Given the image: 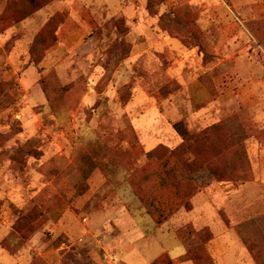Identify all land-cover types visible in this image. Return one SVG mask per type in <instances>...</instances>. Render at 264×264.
I'll list each match as a JSON object with an SVG mask.
<instances>
[{
  "label": "rangeland",
  "instance_id": "obj_1",
  "mask_svg": "<svg viewBox=\"0 0 264 264\" xmlns=\"http://www.w3.org/2000/svg\"><path fill=\"white\" fill-rule=\"evenodd\" d=\"M246 1L247 14L236 0H48L0 36V264H112L124 237L99 217L105 203L138 214L144 230L155 224L166 234L150 229L149 241L173 257L184 251L178 235L190 249L206 228L215 264L264 258V0ZM187 10L196 22L181 23ZM56 13L77 30L37 62L35 36ZM178 123L210 134L199 167L191 154L177 163L191 192L178 198L192 209L157 225L127 178L154 184L160 160L150 154L182 144Z\"/></svg>",
  "mask_w": 264,
  "mask_h": 264
},
{
  "label": "trees",
  "instance_id": "obj_2",
  "mask_svg": "<svg viewBox=\"0 0 264 264\" xmlns=\"http://www.w3.org/2000/svg\"><path fill=\"white\" fill-rule=\"evenodd\" d=\"M49 5L50 2L48 3V0H2L0 4V36L8 34V31L15 29V27L19 26L22 22L34 17L36 14L49 7ZM86 12V10H80L79 15L82 16V18L84 17L83 19L87 21L88 18L84 16ZM184 15L185 16L180 15L182 17L180 20L181 23L187 24V20L189 22L195 20L196 22V14H193L191 17V12L188 13L187 10ZM188 17H190L191 21L188 19ZM72 26H74V28H71ZM77 27L78 24L67 15L56 13L54 16H52L48 23L35 36L32 47L33 53L32 50L31 53L33 56H35L36 61H44L50 55L56 52L58 47L77 30ZM117 45L114 48H109V50L105 52L106 61H111L112 57L116 58V49L123 47L121 41L120 44L118 46ZM199 45L200 44H198V46ZM101 60L102 56H100L96 62V67L98 71H100L99 73H101L102 70L100 65ZM42 81L43 79L40 80L39 83L41 84L40 87L42 93L45 95V97H47L48 103H51L53 99H51L49 96L53 93L50 92V90L44 85V82ZM50 105H52V103ZM52 107H54V105H52ZM58 110L59 109H54V112L57 113ZM174 128L178 135L182 138V144L175 150H169L164 146H160L150 154L151 158L160 160V164L154 172V184H151V186L148 184L147 181L150 178L148 175L144 176L145 180H142L131 171V174L129 175L126 171L122 172L124 175H128V185L131 187V189H133L139 201L146 209L148 215L152 218V220L155 221L157 225L165 224L182 209H185L186 211H190L192 209L191 205L187 202L188 200H182V198H178L181 195L188 197L191 195V192H188L187 187L183 185L184 182H182L181 176L179 174L180 166L177 165V163H180L181 159L184 158L186 154H191L195 155L196 158L194 163L189 164V167L196 165L199 167L202 145L208 140L210 134L209 129L204 130L199 134H191L181 123L176 124ZM94 170V166L91 165L89 168L86 167V170H82V172L84 174L91 175ZM158 191L171 194L176 199H178V202L175 204H167L161 201L158 198ZM121 205L122 203L115 205L105 203L104 207L107 212L112 213L113 211H116L118 208H120ZM35 219L36 218L32 215H27L24 218L25 222L22 224V228H20L21 232L24 233L27 227L30 229ZM29 229L27 231H29ZM178 237L179 241H181L180 244H182L186 249V254L189 257L190 262L193 264H215V260L210 257L208 253H206V246L214 240V235L211 230L205 228L193 232L191 237H193L195 242L194 247L192 246L190 249H188L186 245L182 243L183 237H180L179 235ZM152 264L175 263L169 254H164ZM256 264H264V258L257 257Z\"/></svg>",
  "mask_w": 264,
  "mask_h": 264
},
{
  "label": "crops",
  "instance_id": "obj_3",
  "mask_svg": "<svg viewBox=\"0 0 264 264\" xmlns=\"http://www.w3.org/2000/svg\"><path fill=\"white\" fill-rule=\"evenodd\" d=\"M236 2H238V5L240 6L239 11L247 14V12L250 10V8L247 7L249 5L247 3L248 1L236 0ZM245 2L246 4H244ZM253 3L252 5L255 6V3L254 4ZM72 16L77 21L75 14H72ZM79 23L81 25V22ZM123 207L124 206L121 205L120 208H118L116 211H113L112 213H109L105 210L104 211L105 216L103 214L102 216H99L100 218L103 219V223H106L111 229H114L117 234L124 237L123 239L124 245H122L121 248L116 253L113 252L112 255H109L106 252L109 258L111 259L112 264H152L154 261H156L160 256L164 254H169L173 262L175 264H178L180 260L179 258L183 259L186 257L185 248L184 251L181 253L180 257H173L172 247L161 246L159 249L157 248L154 249L153 248L154 244H152L149 241L150 229H153L151 231L153 232L154 235H157V233H162V235H164L166 233L156 229L155 224H152L153 226L152 225L149 226V231L144 230L143 227L144 224L142 223L140 216L134 213L133 211H129L125 208L122 210ZM96 215L95 217H93L95 222H97V218H98V215L97 216ZM140 241H146L145 245L139 246ZM117 253L121 255V258L118 257ZM147 253L148 255L147 257H145V254ZM184 260L187 261L185 262V264L190 262L189 260L186 259Z\"/></svg>",
  "mask_w": 264,
  "mask_h": 264
}]
</instances>
